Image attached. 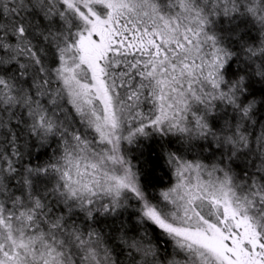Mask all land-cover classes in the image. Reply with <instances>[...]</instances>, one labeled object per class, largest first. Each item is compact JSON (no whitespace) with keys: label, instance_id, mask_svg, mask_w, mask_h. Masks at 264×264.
Returning a JSON list of instances; mask_svg holds the SVG:
<instances>
[{"label":"snow or ice","instance_id":"snow-or-ice-1","mask_svg":"<svg viewBox=\"0 0 264 264\" xmlns=\"http://www.w3.org/2000/svg\"><path fill=\"white\" fill-rule=\"evenodd\" d=\"M0 264H264V0H0Z\"/></svg>","mask_w":264,"mask_h":264}]
</instances>
